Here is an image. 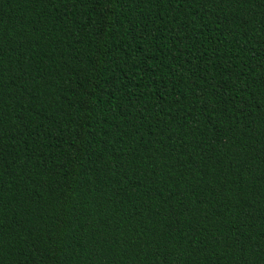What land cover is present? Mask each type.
I'll return each instance as SVG.
<instances>
[{
	"label": "trees",
	"instance_id": "obj_1",
	"mask_svg": "<svg viewBox=\"0 0 264 264\" xmlns=\"http://www.w3.org/2000/svg\"><path fill=\"white\" fill-rule=\"evenodd\" d=\"M0 264H264V0H0Z\"/></svg>",
	"mask_w": 264,
	"mask_h": 264
}]
</instances>
